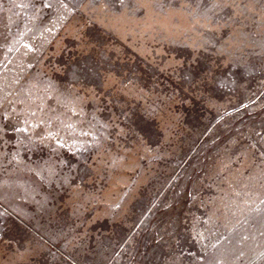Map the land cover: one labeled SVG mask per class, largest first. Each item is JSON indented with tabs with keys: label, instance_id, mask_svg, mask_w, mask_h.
<instances>
[{
	"label": "rangeland",
	"instance_id": "374dc122",
	"mask_svg": "<svg viewBox=\"0 0 264 264\" xmlns=\"http://www.w3.org/2000/svg\"><path fill=\"white\" fill-rule=\"evenodd\" d=\"M0 264H264V0H0Z\"/></svg>",
	"mask_w": 264,
	"mask_h": 264
},
{
	"label": "snow or ice",
	"instance_id": "6c2138e0",
	"mask_svg": "<svg viewBox=\"0 0 264 264\" xmlns=\"http://www.w3.org/2000/svg\"><path fill=\"white\" fill-rule=\"evenodd\" d=\"M29 47H31L30 45H29ZM14 131L16 130V129H13ZM25 130H27V129H25ZM58 144H60L61 143V141L60 140H57L56 141Z\"/></svg>",
	"mask_w": 264,
	"mask_h": 264
}]
</instances>
